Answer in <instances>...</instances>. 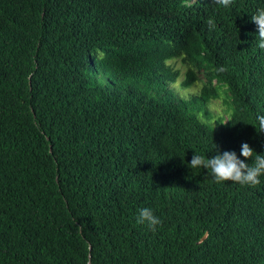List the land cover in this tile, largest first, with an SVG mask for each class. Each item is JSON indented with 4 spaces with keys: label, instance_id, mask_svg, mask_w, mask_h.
I'll return each mask as SVG.
<instances>
[{
    "label": "trees",
    "instance_id": "16d2710c",
    "mask_svg": "<svg viewBox=\"0 0 264 264\" xmlns=\"http://www.w3.org/2000/svg\"><path fill=\"white\" fill-rule=\"evenodd\" d=\"M262 7L0 0V264H264V175L189 167L264 155Z\"/></svg>",
    "mask_w": 264,
    "mask_h": 264
},
{
    "label": "clouds",
    "instance_id": "9594fccd",
    "mask_svg": "<svg viewBox=\"0 0 264 264\" xmlns=\"http://www.w3.org/2000/svg\"><path fill=\"white\" fill-rule=\"evenodd\" d=\"M213 2L218 5L228 7L232 4L233 0H213ZM262 8L263 9L259 10L256 14L251 15V21L257 25V33L259 37L258 47L260 49H264V7ZM206 23L209 26V30L216 27L215 21L211 18H209ZM92 55L95 59H102L104 57V53L99 51L97 53H92ZM224 70L225 69H221V71ZM181 74H184L183 77L186 78L185 72H182ZM180 75H178V77ZM199 90L195 93L199 92ZM257 120L259 122V130L257 129L258 132H264V115L258 116ZM229 121L221 123L227 125ZM254 126L256 127V125ZM240 155L246 158V160H251L252 162L247 163L246 160L241 159L235 151H218L215 156L208 158L198 155L195 152L189 162V167L191 169H207L217 183L230 181L242 186H258L261 183V176L264 175V155H260L247 142L242 143ZM137 223L145 224L153 232L157 230L158 226L162 225L161 219L157 217L153 210L148 207L139 209Z\"/></svg>",
    "mask_w": 264,
    "mask_h": 264
},
{
    "label": "rangeland",
    "instance_id": "374dc122",
    "mask_svg": "<svg viewBox=\"0 0 264 264\" xmlns=\"http://www.w3.org/2000/svg\"><path fill=\"white\" fill-rule=\"evenodd\" d=\"M183 75L184 74H181L179 77H178V79H177V81L175 82V84H174V86H175V88H176V90L178 91V93L181 95V96H189L191 93H195L197 90H199V88H197L196 87V85L194 86H192V87H190V88H188V87H182L181 86V82H182V80L183 79H185L184 77H183ZM218 105L220 106V104L218 103Z\"/></svg>",
    "mask_w": 264,
    "mask_h": 264
}]
</instances>
